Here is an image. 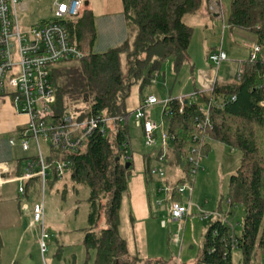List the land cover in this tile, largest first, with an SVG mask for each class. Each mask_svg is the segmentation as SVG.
Listing matches in <instances>:
<instances>
[{"label":"trees","instance_id":"trees-1","mask_svg":"<svg viewBox=\"0 0 264 264\" xmlns=\"http://www.w3.org/2000/svg\"><path fill=\"white\" fill-rule=\"evenodd\" d=\"M206 2L209 0H122L128 38L104 51H94L98 28L92 10L84 8L66 22L72 42L85 55L52 68L54 117L126 118L105 126V132L98 128L77 151L50 148L45 158L55 176L58 162H67L72 179L89 189L84 244L96 251L95 264H141L140 257H129L128 241L120 232L123 198L132 170L128 122L135 111L128 110L127 101L132 87L139 85L141 104L148 96L144 87L155 82L156 73L159 77L168 60L176 71L181 70L189 59L193 36V27L184 16L197 13ZM228 23L264 45V0H232ZM206 105L208 112L199 102L189 99L185 104V99L169 98L164 107L168 138L162 140L158 152L145 155L146 173L152 179L151 159L181 168L183 176L171 184L174 190L170 193L173 200L182 201L177 188L194 186L201 159L211 151L209 139L239 149L241 163L230 176L226 199L230 206L242 204L245 208L241 233L235 234L236 248L242 252L243 264H253L258 255L264 257V58L245 60L241 78L233 84H217L213 95L206 97ZM128 161L131 166L126 168ZM39 182L36 177L25 183L26 197ZM103 214L107 225L95 230ZM210 218L201 264H232V230L221 218ZM3 246L0 233V264Z\"/></svg>","mask_w":264,"mask_h":264},{"label":"rangeland","instance_id":"rangeland-1","mask_svg":"<svg viewBox=\"0 0 264 264\" xmlns=\"http://www.w3.org/2000/svg\"><path fill=\"white\" fill-rule=\"evenodd\" d=\"M53 1L22 0L18 11L21 29L24 31L41 21L52 19L54 16ZM89 1L88 7L83 4L82 10L87 7L93 10L96 17L99 31L94 51H104L108 47L122 43L124 39L121 37L122 34L112 33L113 30H119L120 27L118 18H122V0ZM231 3L232 0H222V13L220 12L221 16L219 17L212 16L214 12H210L209 2H206L197 13L184 16V21L194 30V52H198L202 48V40L198 38L201 30L203 32L205 30L212 41H216L215 45H219L223 36L224 24L226 25L227 39L234 37L237 40L236 44L244 42L247 31L239 29L241 33L238 37L235 31L238 28L232 27L228 23ZM103 11H107L108 14L104 15ZM109 19H114L115 22L114 24L112 22L113 25L110 26L112 28L106 31L103 24ZM259 57H264V47ZM188 77L192 78L190 65L187 67L183 65L180 71H176L173 61L168 60L164 63L157 81L144 87V94L153 90L160 100V103L151 110V119L163 124V128L157 132L153 146L147 145L145 136L141 128L134 122L133 116L129 118L131 147L128 149V153L132 160V170L128 180V188L123 198L120 232L128 241L129 257H140L141 264H201L204 235L209 222V220L202 218L201 213L203 212L214 215L222 211L224 215L230 217L237 233H241L245 208L242 204L230 206L226 199L230 176L236 172L241 163L242 152L239 149L209 139L211 151L201 159V167L194 180L192 195L188 189L183 193L182 201L188 203L191 200V205L189 215L183 220V229L181 230L179 221L175 220L169 211L171 193H167L163 189L181 177V169L171 165L168 161L161 162L157 159H151L150 168L165 171V176L153 174L152 179H148L146 173L148 162L145 155L158 152L161 148L163 133L166 135L168 132L169 119L163 112L166 101L163 93L169 92L171 89L173 94L178 93L180 86L187 81ZM137 92H140L139 85H134L132 94L127 101L130 112H134L138 107L140 94L137 95ZM190 95L185 97L189 99ZM14 135L15 133H0V152H2L3 143L9 142L10 137ZM41 146L44 157H49V145L41 140ZM30 152H33V149ZM24 185L25 182L22 180H12L4 190L10 196H16V190L18 192ZM41 189L42 182H39L35 189L30 190V197L26 199L30 209L37 199L40 201L38 193ZM45 194V221L50 232L46 255L43 258L35 250L30 251L27 254L26 263L95 264L96 251L84 244L90 212L88 187L76 183L72 179L69 167L65 169L64 176L59 178L54 175L48 164ZM106 225V218L103 214L95 230L102 229ZM19 228L4 230V239L7 243L4 251L5 256L9 255L12 240L14 245L31 246L34 238L37 241L38 236L41 235L40 227L34 224L33 220L28 223L24 221V226ZM15 231L23 233L22 236L20 234L22 239L18 238V234L17 236L15 233L13 234ZM9 262L11 264H24L20 258H15L14 261ZM232 264H243L242 252L238 248H234L232 251ZM253 264H264V257L258 255Z\"/></svg>","mask_w":264,"mask_h":264},{"label":"built area","instance_id":"built-area-1","mask_svg":"<svg viewBox=\"0 0 264 264\" xmlns=\"http://www.w3.org/2000/svg\"><path fill=\"white\" fill-rule=\"evenodd\" d=\"M22 0H0V99L9 101L14 108L23 114L28 115L27 127L21 133V145L24 150L31 148V143L36 146V156L27 160L26 172L16 179L27 182L38 177L42 182V189L39 191L40 198L33 206V221L41 229V248L46 251L47 242L50 238L45 221L46 185L48 176V164L44 157L41 140L50 148L61 151H77L82 148L92 134L101 128L104 132L105 126H110L115 122H124L125 117H105L93 116L84 120H77L73 116L65 115L55 118L53 106L56 102V89L52 82V68L62 62L79 60L85 52L72 42L70 32L66 22L79 16L82 12L84 0H54L52 19L41 21L27 30H22L19 24L18 11ZM210 12L221 16L222 0H209ZM264 45L255 44L250 55L252 59L259 58ZM209 59L219 65L228 59L227 52L219 48L210 52ZM158 77V73H156ZM241 73L238 74V79ZM157 78H155V82ZM215 86L210 90L211 96ZM198 92L191 95L190 100L197 102L195 97ZM210 96V97H211ZM235 97H233L234 99ZM181 101L186 99L180 98ZM169 98L166 99L165 104ZM159 103L155 95H148L141 102L140 106L133 114L134 122L141 128L146 143L152 146L155 143L156 132L161 128V124L151 119L150 109ZM210 105V103H209ZM204 109L208 112L209 107ZM208 115V113H207ZM54 117V118H53ZM208 120V116L206 118ZM168 138V134L163 135V143ZM14 144V140H11ZM165 154L161 156L163 160ZM65 161L58 162L56 176H64L65 169L68 168ZM8 171L6 164L0 165V184L15 179H3L2 173ZM153 174L165 176V171L153 169ZM167 193L174 190L171 185L163 188ZM188 189L190 194L193 187L184 185L177 188L183 195ZM26 185L19 189L21 195L25 196ZM27 206V204H24ZM191 200L188 203L171 200L169 211L171 216L179 221L180 230L183 229V220L189 215ZM202 218L219 217L232 230V246L236 248L237 233L236 227L227 215L223 213L203 212ZM180 243V240L178 239Z\"/></svg>","mask_w":264,"mask_h":264},{"label":"crops","instance_id":"crops-1","mask_svg":"<svg viewBox=\"0 0 264 264\" xmlns=\"http://www.w3.org/2000/svg\"><path fill=\"white\" fill-rule=\"evenodd\" d=\"M85 2H88L87 5L85 4ZM89 4H90L89 0H84L85 6L88 7ZM87 7H85L86 10L89 9ZM105 10H106V7H105ZM103 13L104 15L108 14L107 11H103ZM212 16L219 17L217 13L216 14L214 13ZM112 22L114 24L115 20L109 19L105 21L103 25H104V28H106L105 29L106 31L112 28L110 27L113 25ZM118 22L120 24L119 30L118 29L113 30L112 33L117 34V35L122 34L121 37H124L123 39L124 41L125 39L128 38V26H127L126 18L123 13H122V18L121 19L118 18ZM97 28H98V25H97ZM239 29L241 28H238L235 30L238 37L240 36L239 33H241L239 32L240 31ZM225 30H226V25L224 24L223 36H222L221 43L219 45H215L216 41H212L208 37V34L205 33V30L204 32L201 30V34L199 35L198 38L202 40V43H201L202 48L198 52L193 51L194 36H192L191 44L189 47V59L184 64V67L185 66L187 67L188 65L192 67V78L188 77L187 81L183 85L180 86L178 93L173 94L172 89L169 92L165 91V93H163L164 98L166 99L170 97L183 98L187 96L188 94L192 95L194 92H198L197 96L195 97V100L203 104L204 107H206L207 106L206 97L211 96L210 90L213 86H216L217 84L218 85H228V84H233L237 82L238 74L242 72L244 61L250 57L253 51V47L256 44V40L252 35L246 32L247 37L244 38V42L238 41L240 42V44H236L237 40H235L234 37L229 38V39L226 38ZM193 34H194V30H193ZM232 36H233V32H232ZM219 48H222L227 52L228 59L225 61H222L219 65H217L213 63L212 61H210L209 54L210 52L217 50ZM139 94L140 92H137V95ZM145 95H155L157 97V95L155 94L153 90L150 91V93L145 94ZM191 95H190V98H191ZM159 103H160V100H159ZM159 103L154 105L152 108L156 107ZM139 105H140V95H139L138 107ZM152 108L150 109V114H152L151 113ZM163 112H164V108H163ZM28 120L29 118L27 114L18 112L9 101L0 99V133H5V134L15 133L14 136L10 137L9 142H4L1 147L3 149H2V152H0V165L6 164L8 166V171L6 173H2L3 179L18 180L16 178L23 176L26 172L27 160L30 157L36 156L37 154L36 146L34 142L31 143V148L29 150H24L21 145V142H22L21 133L27 127ZM161 125H162L161 128H163V124ZM157 132H156V135H157ZM163 135L165 134L163 133ZM11 140H14V144L11 143ZM32 149H33V152H30ZM182 176H183V171H182L181 177ZM181 177H179L177 180H179ZM9 182L10 181L0 184V233L2 235V239L4 243L2 253H1L2 264H11V262L9 261H14L15 258H20L22 259L24 264H28L26 263V260L28 257L27 254L30 251L35 250V252L39 253V255H42L43 258L46 255V251L43 252L41 248V244H40L41 235L38 236L37 241L34 238L31 246H28V245L18 246L17 244L14 245L13 240H12L11 250L8 252L9 255L8 256L4 255L5 245L7 244L6 240L4 239V230L9 229V228L20 229L19 227L22 228L24 226V221L25 222L27 221L28 223L33 220V207L32 209H30L29 202L26 200V199H29L30 194H29V197H26V196L21 195L20 192L19 191L17 192L16 190V193H15L16 196H10L9 193L4 190V188L9 184ZM25 203L27 204V206L24 205ZM45 212H46V204H45ZM187 223H188V220H187ZM14 233L16 234L15 236H17L18 234V238L22 239L21 236L23 233H20L18 231L13 232V234Z\"/></svg>","mask_w":264,"mask_h":264},{"label":"water","instance_id":"water-1","mask_svg":"<svg viewBox=\"0 0 264 264\" xmlns=\"http://www.w3.org/2000/svg\"><path fill=\"white\" fill-rule=\"evenodd\" d=\"M87 3L88 2H85V4L87 5ZM186 103H188V100H185V104ZM117 160H119V158L117 159ZM131 166V161H128L127 163H126V168H129Z\"/></svg>","mask_w":264,"mask_h":264},{"label":"bare ground","instance_id":"bare-ground-1","mask_svg":"<svg viewBox=\"0 0 264 264\" xmlns=\"http://www.w3.org/2000/svg\"><path fill=\"white\" fill-rule=\"evenodd\" d=\"M185 100H188L189 101V99H185Z\"/></svg>","mask_w":264,"mask_h":264}]
</instances>
